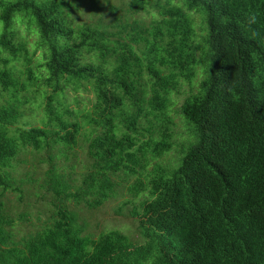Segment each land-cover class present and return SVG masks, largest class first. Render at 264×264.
<instances>
[{
	"label": "trees",
	"instance_id": "1",
	"mask_svg": "<svg viewBox=\"0 0 264 264\" xmlns=\"http://www.w3.org/2000/svg\"><path fill=\"white\" fill-rule=\"evenodd\" d=\"M99 2L77 22V0H0V264H264V0ZM82 85L94 94L83 123L55 105ZM184 90L189 137L167 166ZM31 99L43 125L24 122ZM23 152L45 153L57 210L17 239L4 197L30 181L15 175ZM126 193L123 205L143 195L127 212L140 240L93 236L69 206Z\"/></svg>",
	"mask_w": 264,
	"mask_h": 264
},
{
	"label": "rangeland",
	"instance_id": "2",
	"mask_svg": "<svg viewBox=\"0 0 264 264\" xmlns=\"http://www.w3.org/2000/svg\"><path fill=\"white\" fill-rule=\"evenodd\" d=\"M77 1L78 5L75 11L72 12V17L77 22L95 21L99 13L93 10L91 0ZM99 1V5L104 6L105 9L108 8L109 4H107V0ZM110 1L113 4L119 6L121 9L120 12L124 13L127 7L126 4L129 0ZM21 33L25 36L23 31ZM27 40L30 45V41L33 43L35 37L28 36ZM30 49L31 51L33 50L31 46ZM36 63H41V60H39L37 56L34 57L32 63L33 67L36 66ZM39 85L42 91L47 90L48 92H51V88L45 86L44 81H41ZM187 91L188 90H184L181 95L175 96V103L170 108V115L175 121V142L173 144L172 150L166 153L160 159V162L167 166L169 164L173 165L177 162V160H179L183 145H185L183 142L189 137L190 127L187 125L179 110L184 97L187 95ZM58 100H61L62 103H59ZM93 101L94 94L91 90V87L82 85L77 92L68 89L66 92V97H58L57 101H55V105L59 110H62L65 108V106H67L73 114L70 115V118L72 120H79L81 123H83L84 120L78 115H83L91 111L92 105L94 103ZM39 102L40 99H31V101H28L24 105V110H26L24 122H27V125H43L39 119L43 114V106L39 105ZM84 131L85 128H83V132ZM75 152L77 155L72 160H75L78 163L76 171L80 172V167L86 160V152H84L83 147L77 148ZM42 156H45L44 152L38 155H35L31 152H23L20 154L19 160H25V162L19 164L15 175L18 176L20 173H22L23 177L26 179L28 174H30V177L26 179L30 181H25L24 185L22 186V193L20 191L14 192L10 190L6 192L4 197L6 210L15 220V225L13 228L17 239L29 235L30 233H34L42 229L46 224L51 223L57 210L56 206L50 202V200L53 198V193L48 190V185L45 181L44 172L47 169V164L45 162H41L40 158H42ZM60 162L61 164H70V161L66 162L64 158H61ZM151 164L153 165L154 161ZM77 176H79L78 173ZM133 179L134 178H131L130 182ZM142 197L143 195L137 198L134 203H128V205H123V202L130 198L129 194L126 193L123 196L110 199L105 204L94 209H89L83 204H77L74 201H71L69 206L71 209L78 212L80 222H85V224H87L86 232H91L93 236L97 237L103 232L117 229L128 234L129 237L134 241V238L137 240L142 238L138 230L137 220L128 216L127 212L134 206V204H138ZM120 206H122V211H119ZM21 215H25V219L23 221L19 220Z\"/></svg>",
	"mask_w": 264,
	"mask_h": 264
}]
</instances>
